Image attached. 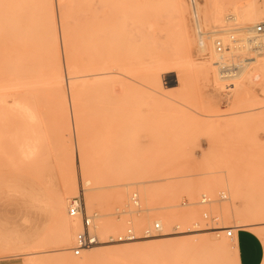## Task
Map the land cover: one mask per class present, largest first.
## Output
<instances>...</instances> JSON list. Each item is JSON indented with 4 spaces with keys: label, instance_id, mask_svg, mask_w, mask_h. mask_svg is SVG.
Masks as SVG:
<instances>
[{
    "label": "rangeland",
    "instance_id": "374dc122",
    "mask_svg": "<svg viewBox=\"0 0 264 264\" xmlns=\"http://www.w3.org/2000/svg\"><path fill=\"white\" fill-rule=\"evenodd\" d=\"M142 1L143 9L136 8L132 20L156 23V34L151 32L144 39L147 58L161 75L162 88L156 80L157 92L152 97L139 86L144 68L126 55L120 56V84L110 80L109 86H94L90 91L71 88L73 74L68 67L73 50L66 51L63 44L59 0H53V10L64 92L50 85L36 20L35 41L19 57L22 60L14 59L12 48L0 42V264L83 261L84 251L76 256L71 250L81 220L68 214V200L79 194L88 214H96L93 232L101 244L95 247L135 246L118 251L119 256L93 258L90 264H239L236 243L227 237L226 228H234L235 233L249 225L264 227V93L261 82L248 83L250 76L258 77V71L255 64L250 65L237 80L257 96V103L236 105L232 101L236 87L229 95L224 93L225 85L236 80H218L215 71L205 80L197 67L214 53L212 36L228 44L227 34L239 39L245 25L263 23L264 0H242L241 5H252L256 12L255 24L226 22L224 29L229 33L216 34L212 33L217 28L206 18L207 0ZM235 3L231 0L227 5L228 17L236 14ZM177 9L188 51L176 23ZM199 30L205 33L208 48L204 52L198 45ZM229 54L234 62L257 58L247 49ZM12 66L19 71L15 72L19 80ZM175 75H180L176 88L164 89L175 86ZM15 80L24 85L10 88ZM77 95L88 99L92 107L80 147L73 129ZM64 177L73 179V191L64 189ZM85 179L91 181L89 191L83 185ZM148 189L160 191L163 201L156 200L158 194L151 201ZM88 193L93 194L91 204ZM134 193L138 205L132 201ZM203 196L208 199L205 203ZM58 198L66 204L72 235L64 251L59 246L60 220L54 216ZM160 205L167 206L169 214V226L162 231L171 235L166 249L139 246L159 242L162 235L129 243L108 242L110 236L117 241L129 229L136 237H144V231L153 229L159 219L162 211L154 208ZM103 224L109 227L101 230ZM188 228L202 231L191 233ZM214 228L222 229L216 232ZM253 231L264 239V228ZM186 239L187 243L176 245Z\"/></svg>",
    "mask_w": 264,
    "mask_h": 264
},
{
    "label": "bare ground",
    "instance_id": "6f19581e",
    "mask_svg": "<svg viewBox=\"0 0 264 264\" xmlns=\"http://www.w3.org/2000/svg\"><path fill=\"white\" fill-rule=\"evenodd\" d=\"M59 1H60L59 3H60L61 30L63 34L62 36L63 44L65 45L66 51H68L69 49L73 50V61L72 64H70V66L68 65L69 66L68 70L71 71L70 74H73L70 86L74 91H80V92L82 90L90 91L94 86H99L102 84L103 85L107 84V86H109L110 80L113 81V85L120 84L121 75H122L121 62H120L121 55L130 56L132 60L137 62L140 68H144L146 73L142 81L139 82V86L143 91L149 94L151 93V97H152L153 95L152 93L157 92L155 87L156 80L157 83L159 84V87L162 88L161 75L158 71L159 68H156L157 65L155 64L153 65L154 63L153 61L148 60L147 55L145 53L146 49L148 48L146 49L144 48L145 37L151 32H153L152 35L156 34L154 33L156 29V23L154 20H150L148 23H143V21H140L138 18H137L138 20H132L133 17L132 12L136 11V8L137 11H141L143 9L142 0H59ZM230 1L231 0H214V1L207 0L208 11L206 14V18L212 22L214 28H217L216 30L213 31L212 34L225 33L227 31L229 33L230 31L229 29L227 30L224 29L226 22L239 21L242 24H255L257 20L256 12L254 11L252 5H244V6L241 5L242 0H237L238 3H235L236 14L228 17L225 14V12L228 9L227 5L229 4ZM177 2H179V0ZM176 12H177L176 23L177 26H179V30H180L179 34L181 37L182 45L184 50L188 51L185 41L186 40L185 32H184L185 26L183 25L181 19L182 17H180L178 9ZM55 16L56 15L53 10V0H0V42L5 43V45H9L10 48H12V51L16 53L14 54V59H18V61L22 60L23 58H19V57L22 55H26L28 51L26 47H29V45L30 44L32 45V43L35 41V33H34L35 27L33 22L36 20L39 23L41 40L46 50V70L49 74L50 85L53 89L58 90L60 92L61 91L64 92V76L62 72V62L59 51L60 45L58 40L59 38L58 28L56 26ZM196 17L197 19H199L198 11H196ZM257 27L258 25L257 26L255 25L254 27L252 25L251 26L245 25L243 28L245 34H242L244 36H242L239 39L235 38V34H231V33L227 34L226 35L227 38L225 39L228 40V44H226L225 41H223L222 39L214 40L213 39L214 36H212L213 38L211 40V43L213 41V50L211 48L210 50L214 52L215 55L214 53L210 52L211 55H209V57L207 56L205 60L203 59L202 62L197 64V67L200 70L203 78L205 80H208L210 72L215 71V75L218 80L221 79H223V81L226 80L225 78H223V76H221L220 72L216 74L218 72L216 65L222 62V60H228L234 62L233 60L235 58L233 59V57L229 53L236 51L238 49L241 50L247 49L255 52L257 58L249 61L246 58L241 61L239 60V62H234L237 64L239 69L236 72L233 71L230 80L237 81L241 77V75L242 76L244 75L243 73L248 66L255 64L254 68L255 70L258 71L257 81L262 83L261 91L264 93V32L260 34L257 33L256 32ZM204 34L205 33L202 32L201 30L198 31V36H199L198 45L200 47V50L203 52L206 51L208 48L206 47L207 45L204 40ZM224 37L225 36L221 38L224 39ZM218 40L222 41L226 46V50L222 54L216 51V42ZM213 55L216 56L215 59L218 58L217 61H214ZM148 61L151 62L150 66H147V64L149 63ZM13 68H14L13 70L14 73L19 72L16 70V67ZM15 76L16 77L14 78H17L19 74L15 73ZM107 79H109V81ZM16 80L14 81V84L10 86V88H15V87L19 88L24 85L21 84L22 80L21 81H16ZM173 80L175 82V86L173 87L167 86L164 87V89H172L174 87L176 88V84L178 85L180 82V75L179 76L175 75V79ZM231 86H232V89L230 90L231 92L236 87V91H235L236 93L234 95V98L232 99L234 104L254 105L255 103H257V98H256L257 96L252 91L244 88L242 85H239V82L236 83L234 81ZM62 95L64 100L66 101L65 94L63 93ZM73 110H74L73 129L78 136V146L80 147L83 146L82 136L85 133L84 121H88L91 119L92 107L89 104L88 99L82 98V95H77L76 103ZM72 180H73L72 178L64 177L63 186L66 192H70L75 189ZM90 184L91 181L89 179H85L83 181L85 190L87 191L91 190ZM150 190L148 189V191ZM154 190L155 189H153L152 192L150 191L148 193V194L152 193L151 201L155 200V195L157 194L158 196L156 200L158 201L161 199L163 201V199L161 198L162 195L160 193V191L162 190L159 189L160 191L153 193ZM72 194L75 193L72 192L71 195L69 193V195H67V199L73 196ZM222 195L223 198H226L225 194ZM86 199L87 202L91 204V202H93V194L88 193ZM69 200H68V206H69ZM166 208L168 207L162 205L154 208L156 210L162 211L161 213H159L160 214L159 219H156L155 223L153 224V228H155L156 223H158L161 229L160 232L154 234L153 236L135 237L134 239L117 240V241H115L113 237L110 236L108 238V242L129 243L138 240L151 239L162 235L161 238L156 240L159 242H155L152 244L151 243L142 244L139 246L144 247V249L153 248L154 251L160 250L163 247L166 249L165 246L168 247L170 243L166 239L171 237V235L168 234L167 232H164V234L162 232L165 227L169 226V220H168L169 214ZM54 216L55 218H58L60 220V242H59L60 251L68 250L67 247L70 244L72 235L70 233V221L66 216V204L62 198H58L55 200ZM90 216L93 219H95L96 214ZM108 227L109 225L103 224L101 230H106V228ZM218 229H222V228H216L214 231L217 232ZM81 230H82V225L81 228L74 233L75 240L77 233L80 232ZM188 231L192 233L195 231H202V230H191V228H188ZM185 233L188 232L185 231ZM188 241L189 240L186 239L184 241H180L181 243L178 242V244L176 245L184 244L187 243ZM100 244L101 241H99L97 244L91 245L88 248H86L83 252L84 253L83 261L72 260L69 257L67 258L68 262L70 259L71 260L70 263L73 264L74 263L90 264V260L93 258H98L101 255L119 256L118 251L124 248H125L124 250H126V248H133L134 246V245L130 247L124 246L120 248H116V247L114 248L111 246H100L98 248L95 247Z\"/></svg>",
    "mask_w": 264,
    "mask_h": 264
},
{
    "label": "built area",
    "instance_id": "2783aa9c",
    "mask_svg": "<svg viewBox=\"0 0 264 264\" xmlns=\"http://www.w3.org/2000/svg\"><path fill=\"white\" fill-rule=\"evenodd\" d=\"M256 32L259 34L264 32V23H261L260 25H258ZM225 50H226L225 44L222 41L218 40L216 42V51L222 54L224 53ZM217 65L219 67V72L221 76H223V78L226 79L224 81H231L230 78L233 74V71L236 72L239 69L236 63L228 61V60H222V62L218 63ZM257 82L258 81H257L256 75H252L248 79V83L250 85H253L254 83H257ZM231 85L232 83L225 85L224 93L226 95L230 94V90L232 89ZM132 201L136 205L139 204V198L136 193L133 194ZM207 201L208 199L206 198V196H203L202 203H205ZM68 214L70 218H74V219L78 218L81 220L82 230L77 233L75 246L71 249L74 255L80 256L86 248H88L91 245L97 244L99 242L98 237L93 232L94 219L88 214L86 207H85L84 198L80 194L69 200ZM160 231L161 229L158 223H156L155 228L151 230L147 229L144 231V237L153 236L155 233H158ZM225 231H226L227 237L231 239L234 237V228L232 227L226 228ZM135 237L136 235L132 232V230L129 229L127 234L124 236H120L118 240L134 239Z\"/></svg>",
    "mask_w": 264,
    "mask_h": 264
},
{
    "label": "crops",
    "instance_id": "0c3cea01",
    "mask_svg": "<svg viewBox=\"0 0 264 264\" xmlns=\"http://www.w3.org/2000/svg\"><path fill=\"white\" fill-rule=\"evenodd\" d=\"M260 224L236 229L233 241L236 243L239 264H264V239L253 231L264 228L259 227Z\"/></svg>",
    "mask_w": 264,
    "mask_h": 264
}]
</instances>
